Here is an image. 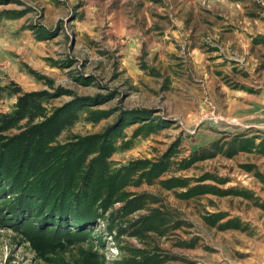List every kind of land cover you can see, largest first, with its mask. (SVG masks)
I'll list each match as a JSON object with an SVG mask.
<instances>
[{"label":"rangeland","instance_id":"374dc122","mask_svg":"<svg viewBox=\"0 0 264 264\" xmlns=\"http://www.w3.org/2000/svg\"><path fill=\"white\" fill-rule=\"evenodd\" d=\"M1 151L0 264H264V0H0Z\"/></svg>","mask_w":264,"mask_h":264},{"label":"trees","instance_id":"16d2710c","mask_svg":"<svg viewBox=\"0 0 264 264\" xmlns=\"http://www.w3.org/2000/svg\"><path fill=\"white\" fill-rule=\"evenodd\" d=\"M23 151L21 152V153H23L24 151H25V148L24 149H22ZM12 151V150H11ZM41 153V151L40 150H38V155ZM18 154H19V156L17 155V156H15L16 155V153H14V156H15V164H14V167L15 168H18V170L19 171H22L23 169V167H26L27 169H32L33 168V164H31V162H30V164H29V159L26 157V155L25 156H23V155H20V153H19V151H18ZM41 155V154H40ZM11 155L10 154H8V153H6V152H4V154H3V151H1L0 152V162H1V160H3L4 158H6V157H8V159H6V161L7 162H9V163H12V158L10 157ZM22 158V159H21ZM21 160L24 162V164L21 162ZM47 159H45V158H43L42 157V159H38L37 160V162H35V164H37V166L41 169V170H44V168H46L47 167V165H48V170H47V172H48V176L47 177H52V172H58L59 174H61V173H63L61 170V168H58L59 166H58V164L59 163H55L54 161H52V162H49V161H46ZM6 161H4V162H6ZM43 166H44V168H43ZM32 172H29L30 173V175H32V176H30V182L32 183L33 181H34V179H35V177H34V172H35V170H31ZM23 172V171H22ZM21 172V173H22ZM27 172V171H26ZM20 173V174H21ZM37 174V172H35V175ZM24 176H26V175H24ZM39 179H40V177L39 176H37ZM40 181H41V179H40ZM45 182H49V180H46ZM55 182H60L59 180H56V179H54L53 181H52V183H55ZM46 185L43 187L41 184H39V187H41L42 188V191H43V194H44V197L48 194V192H47V183H45ZM41 185V186H40ZM63 187H66V185H64ZM34 190H36V189H34ZM62 191V198H63V195H64V191L63 190H61ZM66 194H67V191H66ZM69 194V193H68ZM77 196V195H76ZM65 198H66V196H65ZM65 198H63V200L62 201H60L59 200V202H54L55 203V206L54 207H56V208H58L60 205L59 204H61V205H63L64 204V202H67V200L65 199ZM77 199V197H75V196H73L72 197V201H75ZM69 200V199H68ZM81 205V200H80V202L78 203V205ZM83 205H85V202H83L82 203V205L81 206H83ZM55 208V209H56ZM51 210H52V207H51ZM51 212H53V211H51ZM55 212V211H54ZM78 215H80V213L79 212H73L72 213V216L73 217H77Z\"/></svg>","mask_w":264,"mask_h":264}]
</instances>
